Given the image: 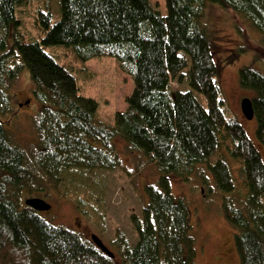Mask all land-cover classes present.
<instances>
[{
  "label": "trees",
  "instance_id": "1",
  "mask_svg": "<svg viewBox=\"0 0 264 264\" xmlns=\"http://www.w3.org/2000/svg\"><path fill=\"white\" fill-rule=\"evenodd\" d=\"M26 2L0 0V117L12 115V83L27 71L40 106L34 119L39 150L34 168H27L24 151L12 145L0 119V264L112 263L21 200L24 192L47 199L69 170L114 171L120 160L115 139L158 175L144 187L141 218L132 217L136 243L129 248L116 232L122 264H195L191 210L171 185L173 178L187 181L202 165L201 183L210 185L209 192L212 187L214 197L224 195L221 211L234 231L238 264H264V164L243 128L226 116L203 21L205 7L216 5L237 17L239 36L245 38L250 26L264 46V0H161L159 6L150 0H57L61 16L55 23L49 10L37 12L42 35L35 42L18 32L15 11ZM54 47L71 50L81 62L114 60L131 79L127 106L113 126L96 123L97 102L82 96L75 78L44 51ZM237 76L252 93L255 138L264 148V77L247 66ZM172 83L186 89L172 90ZM223 150L239 163L242 190L224 158L210 162Z\"/></svg>",
  "mask_w": 264,
  "mask_h": 264
},
{
  "label": "rangeland",
  "instance_id": "2",
  "mask_svg": "<svg viewBox=\"0 0 264 264\" xmlns=\"http://www.w3.org/2000/svg\"><path fill=\"white\" fill-rule=\"evenodd\" d=\"M150 2L159 6L161 0ZM159 8L164 15V3L163 8ZM46 10L52 13V24L60 19L57 0H27L16 8L15 17L20 23L18 32L30 42L41 38L42 31L35 25V20L37 12ZM203 17L212 41L213 60L218 68L217 80L228 110L226 116L234 117L243 128L264 164V148L255 138V121L246 120L240 109L241 100L250 99L252 93L239 86L237 76L239 68L247 66L264 77V46L260 45V34L250 26H244L246 37L242 38L235 32L233 25L237 17L216 5L208 4ZM44 51L75 78L82 96L97 102L96 123L113 126L115 114L126 108V99L133 87L131 79L119 69L118 64L108 58H93L81 62L71 50L62 47L44 48ZM171 86L172 90L186 89L184 84L172 83ZM10 92L12 115L8 114L0 119L5 123L4 128L7 127L12 145L24 151L25 166L33 169V161L39 150L34 119L40 106L32 99V84L27 71L19 74L13 81ZM196 97L204 105L200 96ZM114 143L120 156L119 167L114 171L69 170L60 176L61 181L57 183L56 189L47 191V199L43 198L45 194L42 193L38 195L24 192L21 203L23 205L27 198L45 201L51 206V210L42 214V217L51 225L66 228L89 244H92L91 235L98 236L115 256L110 264H122L116 232L121 233L129 248L136 243L132 217L135 216L138 220L141 218L146 203L144 187L154 184L158 175L155 167L146 163L141 154L129 151L123 140L115 139ZM219 158H224L237 187L242 190L239 163L226 150L212 156L210 162L213 164ZM204 171L205 166H197L196 173L189 176L187 181L173 178L171 185L172 194L176 198L184 197L191 210V233L195 236L197 249L194 263L238 264L233 245L234 231L221 211L224 195L218 193L220 199L214 197L212 187V192H209L207 188L210 185L204 186L201 183L197 175ZM205 174L207 175L206 172Z\"/></svg>",
  "mask_w": 264,
  "mask_h": 264
},
{
  "label": "water",
  "instance_id": "3",
  "mask_svg": "<svg viewBox=\"0 0 264 264\" xmlns=\"http://www.w3.org/2000/svg\"><path fill=\"white\" fill-rule=\"evenodd\" d=\"M240 109L243 117L251 121L254 118L253 108H252V102L248 98H244L241 100L240 103ZM23 204L34 210L35 212L40 213H47L51 210V206L46 203L45 201L37 198H27L24 200ZM90 240L92 245L103 254V256L107 257L108 259H113L114 254L103 244L102 240L96 236L91 235Z\"/></svg>",
  "mask_w": 264,
  "mask_h": 264
},
{
  "label": "flooded vegetation",
  "instance_id": "4",
  "mask_svg": "<svg viewBox=\"0 0 264 264\" xmlns=\"http://www.w3.org/2000/svg\"><path fill=\"white\" fill-rule=\"evenodd\" d=\"M49 212H50V211H49ZM49 212H48V213H49ZM41 214H47V213H41Z\"/></svg>",
  "mask_w": 264,
  "mask_h": 264
},
{
  "label": "bare ground",
  "instance_id": "5",
  "mask_svg": "<svg viewBox=\"0 0 264 264\" xmlns=\"http://www.w3.org/2000/svg\"><path fill=\"white\" fill-rule=\"evenodd\" d=\"M13 128V127H12ZM57 227V226H56Z\"/></svg>",
  "mask_w": 264,
  "mask_h": 264
}]
</instances>
